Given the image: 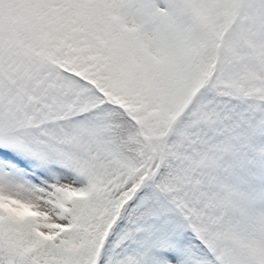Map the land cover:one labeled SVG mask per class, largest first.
Wrapping results in <instances>:
<instances>
[{
  "label": "snow or ice",
  "instance_id": "snow-or-ice-1",
  "mask_svg": "<svg viewBox=\"0 0 264 264\" xmlns=\"http://www.w3.org/2000/svg\"><path fill=\"white\" fill-rule=\"evenodd\" d=\"M0 264H264V0H0Z\"/></svg>",
  "mask_w": 264,
  "mask_h": 264
}]
</instances>
